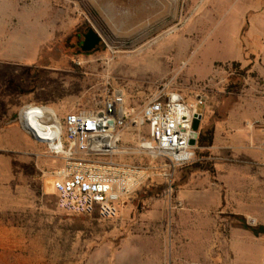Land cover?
<instances>
[{
	"label": "rangeland",
	"instance_id": "obj_1",
	"mask_svg": "<svg viewBox=\"0 0 264 264\" xmlns=\"http://www.w3.org/2000/svg\"><path fill=\"white\" fill-rule=\"evenodd\" d=\"M246 6L255 12L264 7V0H157L155 27L148 16L128 24L109 16L106 24L116 39L104 41L98 52L77 55L66 41L89 19L79 2L0 0V127L12 128L0 131V264L148 263L146 249L162 226L163 219L157 217L174 194L175 176L181 170L199 171L195 163L213 172V142L196 143L192 161L175 172L172 182L154 178L120 205L116 219L102 221L57 209L56 197L45 184L60 161L14 117L26 105L44 106L54 110L63 125L65 115L101 109L116 91L123 93L128 109L139 111L167 87L187 104L204 98L198 135L207 136L217 116L230 109L233 115L251 113L264 99V58L247 53L239 67L226 63L232 59V41L241 23L259 24L247 28L243 43L261 46L257 38L264 37V25L253 16L258 14L239 17V8ZM97 12L106 18L104 11ZM232 121V126L241 124ZM20 129L27 139L16 132ZM146 135L143 127L123 130L118 149L128 154L117 158L138 162L133 151ZM236 205L238 212H249L255 204ZM250 212L228 222L232 227H260L254 217L258 212Z\"/></svg>",
	"mask_w": 264,
	"mask_h": 264
},
{
	"label": "crops",
	"instance_id": "obj_2",
	"mask_svg": "<svg viewBox=\"0 0 264 264\" xmlns=\"http://www.w3.org/2000/svg\"><path fill=\"white\" fill-rule=\"evenodd\" d=\"M243 8H239L242 10L239 17L257 13L253 15L255 23L264 25V7L255 12L249 10V6ZM253 25L241 23L238 26L232 41V59L226 63H243L247 53L264 58L262 35L257 38L261 43L257 48L243 43L247 28ZM261 101L260 108L252 109L251 113L233 115L230 109L225 115L217 116L211 147L213 172L181 170L177 173L174 194L167 198L163 214L157 217L163 219L159 221L162 226L158 225L155 242L146 249L147 264H264V214H261L264 207V99ZM232 119L241 124L232 126ZM245 123L254 125L245 128ZM0 131H12V128L0 127ZM21 131L16 130L27 139V134ZM52 180L46 182L45 188L52 191L57 201ZM236 201L255 204L249 212H258L254 217L260 227H232V222H228L232 217L250 215L246 208L238 212Z\"/></svg>",
	"mask_w": 264,
	"mask_h": 264
},
{
	"label": "built area",
	"instance_id": "obj_3",
	"mask_svg": "<svg viewBox=\"0 0 264 264\" xmlns=\"http://www.w3.org/2000/svg\"><path fill=\"white\" fill-rule=\"evenodd\" d=\"M203 105L202 96L187 104L179 94L162 87L139 111L128 109L123 93L116 91L101 109L65 115L52 142L56 148L44 142L60 161L52 174L57 209L111 221L118 217L120 205L149 181L161 176L170 182L175 169L193 159L192 122ZM129 127L147 129L133 151L138 162L117 158L128 154L118 144Z\"/></svg>",
	"mask_w": 264,
	"mask_h": 264
},
{
	"label": "flooded vegetation",
	"instance_id": "obj_4",
	"mask_svg": "<svg viewBox=\"0 0 264 264\" xmlns=\"http://www.w3.org/2000/svg\"><path fill=\"white\" fill-rule=\"evenodd\" d=\"M82 8L87 12L89 19L81 23L71 34L67 37V48L77 55H90L104 49V41L111 43L116 39L111 31L108 29L106 21H116L118 24H128L137 22L143 17L148 16V19L156 25V11L155 7L157 0H76ZM97 10L104 11L106 18H102ZM139 12H144L143 16H139ZM125 13V14H123ZM111 20H110V18ZM105 19V20H104ZM96 31L101 37L100 44L90 52H84L82 47L86 41V35L90 29ZM155 30V28H153ZM151 31V30H150ZM140 37V36H139Z\"/></svg>",
	"mask_w": 264,
	"mask_h": 264
},
{
	"label": "bare ground",
	"instance_id": "obj_5",
	"mask_svg": "<svg viewBox=\"0 0 264 264\" xmlns=\"http://www.w3.org/2000/svg\"><path fill=\"white\" fill-rule=\"evenodd\" d=\"M27 109L21 114L22 125L26 126L42 142L51 145V149L56 148L52 142L61 130L56 113L47 107L31 106Z\"/></svg>",
	"mask_w": 264,
	"mask_h": 264
},
{
	"label": "water",
	"instance_id": "obj_6",
	"mask_svg": "<svg viewBox=\"0 0 264 264\" xmlns=\"http://www.w3.org/2000/svg\"><path fill=\"white\" fill-rule=\"evenodd\" d=\"M101 40L102 39L99 36V34L91 28L88 31V34L86 35V41L84 42L82 50L84 52H90V51L94 50L100 44ZM20 114H21V112L20 113L18 112V114L14 117V119L18 121V123L21 126V128L25 132L30 134L36 141L42 142V140L37 138L33 132L28 130V128L26 126L22 125V123L20 122ZM201 119H202V115L201 114H195L194 115V120L192 122V131H193V133H192V138L189 141V145L190 146L195 147V145L197 143L198 129H199V125H200Z\"/></svg>",
	"mask_w": 264,
	"mask_h": 264
},
{
	"label": "trees",
	"instance_id": "obj_7",
	"mask_svg": "<svg viewBox=\"0 0 264 264\" xmlns=\"http://www.w3.org/2000/svg\"><path fill=\"white\" fill-rule=\"evenodd\" d=\"M231 65H233V67L235 68V67H239L240 63L234 61V62L231 63ZM212 142H213V131H209L207 136L204 133H202V132L199 133L198 138H197V144L199 146H202V145H205V144L210 146V145H212ZM179 168L180 167L175 169L174 174H175V172L178 171ZM193 168H196L197 170H209L208 166H206L203 163H195L193 165ZM174 174H173L172 180L170 182L173 181Z\"/></svg>",
	"mask_w": 264,
	"mask_h": 264
}]
</instances>
